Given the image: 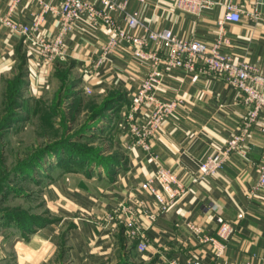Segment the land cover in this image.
<instances>
[{
    "label": "crops",
    "instance_id": "0c3cea01",
    "mask_svg": "<svg viewBox=\"0 0 264 264\" xmlns=\"http://www.w3.org/2000/svg\"><path fill=\"white\" fill-rule=\"evenodd\" d=\"M216 1L217 5L198 16L178 9L175 0H130L129 8L150 27H167L180 37L211 42L227 2ZM231 1L244 11H257L259 18L242 12L239 21H226L229 43L223 45L222 51L246 60L264 74V0ZM42 2L56 4L57 0H0V15L9 12L12 20L29 23L40 13ZM114 18L122 24L119 13ZM58 29L56 16L44 12L39 34L53 40ZM107 34L108 30L81 15L73 30L63 37L65 56L48 60L40 56L33 41L0 22V82L8 78L23 57V98L41 99L60 70H65L66 80L74 81V90L84 96L88 87L90 95L117 91L128 101V105L117 109L114 119H109L113 122L111 149L118 153L119 163L113 171L97 168L99 174L91 176L63 171L45 182L42 198L59 222L39 229L29 241L38 240L48 249L58 232L65 231L70 264H167L169 259L185 264L195 257L210 264H241L246 258L251 259V264H264V189L248 195L257 179L253 163L264 162V133L252 127L241 144L246 155L232 153L223 168L189 184L197 164L222 148L241 123L246 105L238 92L212 73L186 72L182 68L166 71L158 94L164 99L177 96L180 101L150 137L148 150L130 146L133 136L122 119L131 105V95L148 71L147 65L133 56L126 42L97 64L99 45ZM62 81L64 85V77ZM147 115L148 108L142 107L136 113V122L142 125ZM160 164L177 174L188 189L168 209L157 212L151 196L136 187ZM129 191L145 202L147 210L138 213V234L127 233L125 219L119 215L106 219L119 202L126 200ZM148 212L155 214L154 219ZM238 212L244 218L238 220L237 230L220 258L214 257L210 243L199 241L186 227V222L191 221L204 233L216 235L215 216L236 220ZM139 243L145 244L143 250L138 249ZM18 260L24 264L21 256Z\"/></svg>",
    "mask_w": 264,
    "mask_h": 264
},
{
    "label": "built area",
    "instance_id": "2783aa9c",
    "mask_svg": "<svg viewBox=\"0 0 264 264\" xmlns=\"http://www.w3.org/2000/svg\"><path fill=\"white\" fill-rule=\"evenodd\" d=\"M130 0H57L56 4L42 2L40 13L35 15L29 23H20L12 20L10 13L0 15V22L8 26L11 31L25 35L38 46L40 56L51 60L55 57H64V35L73 30L77 19L85 15L93 25H100L108 30L107 39L99 45L96 63L100 64L107 59L110 53L120 43L126 42L131 53L139 61L147 65V73L142 78L139 87L131 95L128 110L123 115V121L133 136L132 145L142 149L150 148L149 139L159 129L162 122L178 105L180 98L164 99L158 94V87L164 73L174 68H182L186 72L197 71L201 74L212 73L223 78L239 94L240 100L246 105V112L242 116L237 130L232 133L225 145L216 152L209 154L197 164L193 175L189 176V184L203 179L223 168L232 153L246 155L241 149L252 127L264 133V74L258 67L244 59H236L222 51V47L229 43V36L225 30L226 21H239L240 13L244 12L253 19H258V12L242 10L234 1L224 3V12L217 21L216 37L211 42L190 37H180L167 27H150L140 19L135 10L129 8ZM144 2L145 0H134ZM176 6L183 12L200 15L207 9L218 4L216 0H175ZM50 11L59 22L57 35L53 40L45 39L39 34L42 14ZM121 15L122 24L115 20L114 14ZM85 93H91L85 87ZM142 107L148 108L147 121L142 125L136 122V113ZM257 172L255 184L249 189L248 195H253L264 189V162L253 163ZM137 191H146L156 203L157 212L165 211L175 199L188 189V185L172 170L157 165L150 176L140 182ZM216 209V205L211 206ZM147 212L145 202L134 195L133 191L127 193L126 200L119 202L116 208L106 216L113 220L118 215L125 219L127 233L138 234V213ZM154 219L155 214L148 212ZM236 220L225 219L216 215V235L206 234L201 227L191 221L186 227L201 242H208L214 251V257L220 258L226 251L227 242L237 230L238 220L244 218L242 212L236 213ZM138 249L145 248L144 243L138 244ZM167 264H180L176 259H169ZM185 264H210L201 259L189 258ZM241 264H251L246 258Z\"/></svg>",
    "mask_w": 264,
    "mask_h": 264
},
{
    "label": "rangeland",
    "instance_id": "374dc122",
    "mask_svg": "<svg viewBox=\"0 0 264 264\" xmlns=\"http://www.w3.org/2000/svg\"><path fill=\"white\" fill-rule=\"evenodd\" d=\"M17 72L18 67L0 82V119L11 108L5 92ZM59 74L41 99H15L20 120L0 128V264H18V256L24 264H70L62 232L48 249L29 241L39 229L58 224L41 225L57 218L42 198L43 184L63 171L96 175L115 152L109 119L117 109H100L107 95L71 92Z\"/></svg>",
    "mask_w": 264,
    "mask_h": 264
},
{
    "label": "trees",
    "instance_id": "16d2710c",
    "mask_svg": "<svg viewBox=\"0 0 264 264\" xmlns=\"http://www.w3.org/2000/svg\"><path fill=\"white\" fill-rule=\"evenodd\" d=\"M18 69L19 72H17L18 74L15 76V80L11 81L9 80L7 82V86L8 89L5 92V95H9V100L6 103V108L9 109L10 106L11 108L9 109V112H7L1 119H0V128L1 130H8L11 125H13L15 122H18L20 120V117L18 115V112H15L12 108V104L15 101V99H21L23 97V88L25 86V68H24V58L22 57L20 59V63L18 64ZM60 72L62 73V75L60 76V79L63 80V77L65 79L64 81V86L65 88H68L71 90V92H75V88H74V81H70L66 80L67 77L65 78V70L62 71L60 70ZM60 75V74H59ZM63 83V81H62ZM123 95L117 91H111L110 93H108L107 97L104 99L103 101V105L100 109L104 110V108H106V106L108 105H113V107H115L116 109H119L121 106L127 104L128 105V101L127 100H123ZM18 106H21L18 103ZM120 161L119 155L118 153H114L113 155H111L108 159L107 162L103 164V169L105 170H112L113 167H115ZM113 171V170H112ZM58 218H55L52 221H46L43 222L41 225H45L48 223H53V222H59ZM25 237V236H24ZM61 237L64 240V244H65V249H67V245H66V237H65V231L62 232Z\"/></svg>",
    "mask_w": 264,
    "mask_h": 264
}]
</instances>
